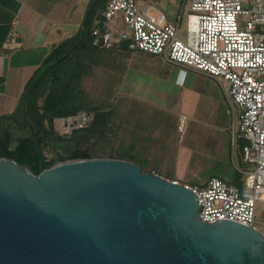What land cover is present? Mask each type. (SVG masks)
Segmentation results:
<instances>
[{
	"label": "water",
	"instance_id": "1",
	"mask_svg": "<svg viewBox=\"0 0 264 264\" xmlns=\"http://www.w3.org/2000/svg\"><path fill=\"white\" fill-rule=\"evenodd\" d=\"M40 171L8 156L0 133V264H264V234L199 216L187 185L114 157Z\"/></svg>",
	"mask_w": 264,
	"mask_h": 264
},
{
	"label": "crops",
	"instance_id": "2",
	"mask_svg": "<svg viewBox=\"0 0 264 264\" xmlns=\"http://www.w3.org/2000/svg\"><path fill=\"white\" fill-rule=\"evenodd\" d=\"M150 1L153 0H139L142 5ZM88 3L89 0H0V118L21 106L28 80L50 52L79 33ZM153 3L160 9L159 0ZM11 34L16 36V43H9ZM118 51L122 52L119 57L128 63L129 78L135 81L144 72L145 84L150 86L143 87L142 91L147 92L142 94L143 100H138L140 94L135 90L133 94L137 96L119 95L116 106L123 104L124 97L133 101L128 105L149 102L152 108L142 117H147L150 127L141 132L137 121L115 112L112 105L93 128L101 140L107 141L96 153L136 162L146 171L176 181L189 179L190 170L197 174L195 181L200 182L198 177H202L198 184L212 175L231 181L241 175L239 167L245 165L237 147L239 139L232 134L233 120L223 86L201 72L178 70L157 55L138 50ZM178 92L180 98L176 97ZM115 117L121 122H115ZM181 121L183 133L178 136L176 124ZM115 123L119 132L113 143ZM57 127L54 124V129ZM211 147L224 149L219 154L222 156H215L205 170L198 171L192 165L194 151L201 150L205 156ZM256 224L259 229L264 227V201L256 206Z\"/></svg>",
	"mask_w": 264,
	"mask_h": 264
},
{
	"label": "built area",
	"instance_id": "3",
	"mask_svg": "<svg viewBox=\"0 0 264 264\" xmlns=\"http://www.w3.org/2000/svg\"><path fill=\"white\" fill-rule=\"evenodd\" d=\"M183 16L185 38L179 35ZM90 36L92 48L157 55L178 70L201 72L223 86L232 134L243 140L240 182L212 175L202 184L185 185L197 194L203 221L234 220L264 234L256 224V206L264 201V0H183L174 22L153 1L104 0ZM16 41L11 34L9 43ZM94 116L83 109L54 118V124L59 123V134L69 136L88 127Z\"/></svg>",
	"mask_w": 264,
	"mask_h": 264
},
{
	"label": "rangeland",
	"instance_id": "4",
	"mask_svg": "<svg viewBox=\"0 0 264 264\" xmlns=\"http://www.w3.org/2000/svg\"><path fill=\"white\" fill-rule=\"evenodd\" d=\"M188 1L189 0H186V3H188ZM182 3L183 0H159L160 9L165 13L167 18L173 22L175 21V15ZM179 35L185 38V16H183ZM120 54H122V52L116 49L99 51L90 47L74 51L71 54V59L68 64L60 71L59 80L56 84L60 86V88L64 84H67L68 88L66 91L70 93V101L68 104L80 102L86 110L96 108L104 111L108 107L114 105L115 112L119 111L120 114L125 113V118L132 120V122L137 121V124L140 126V131L146 132L150 125L147 123V117H142V115L152 108L149 102L135 101V103L128 105V102L133 101H129V97H124L123 104L120 107H118L119 105L116 106V100L119 99L118 96L121 94L128 93L132 96L140 94L138 100H143L142 98L144 96L142 97V94L147 93L146 91H142L143 87L147 85L145 84L147 81L146 74L142 72V75L136 78V82L133 80V77L129 78L126 74L128 63L123 60L122 57H119ZM72 71L77 73L75 75H70ZM133 82H135V85L132 84ZM148 86L150 85H147V87ZM153 86L155 87V85ZM123 89H126V91L123 92ZM135 90L138 94H133ZM176 97L180 98L181 92H178ZM41 102L42 98H39L38 103L41 104ZM114 120L118 123L121 122L117 117H115ZM55 123L56 126H58L59 123ZM178 124H176V131L178 136H181L183 132L178 131ZM114 126L111 140L113 143H116L119 127L117 123H115ZM58 132L59 126L54 129V133L57 134ZM104 143H107V141L101 140L99 135L95 133V130L92 129L88 133L86 132L82 135L78 144L68 143L67 141L48 142L44 145V153L46 159H53L55 163L62 160L75 159V156H78L76 158H83V155H88V157H109L96 153V150H99V147ZM14 144L15 139L13 138L10 145L11 148H13ZM223 150L224 149H219L218 147H211L207 150L205 156H203L204 154L201 153V150H199L200 152L195 150L192 161L193 167L198 171L205 170L212 163L215 156H222H219V154H221ZM193 173L194 170H190L187 175L189 179L180 180L178 182L191 185L201 183L203 181L202 177H198L201 181L197 182L194 180L197 174L194 175Z\"/></svg>",
	"mask_w": 264,
	"mask_h": 264
},
{
	"label": "trees",
	"instance_id": "5",
	"mask_svg": "<svg viewBox=\"0 0 264 264\" xmlns=\"http://www.w3.org/2000/svg\"><path fill=\"white\" fill-rule=\"evenodd\" d=\"M103 4L104 0H89L79 33L62 41L50 52L28 80L21 106L12 114L0 118V133L4 142L10 146L13 138L15 139L13 148L8 150V156L27 166L33 173L40 171V160L30 137L29 124L34 126L37 140L44 152V145L50 141L78 144L82 135L98 125L105 114L104 110L94 108L92 109L95 115L94 120L88 127L75 129L69 136L54 133V118L75 114L85 109L80 102L68 104L70 93L66 91L67 84L60 88L56 83L59 80L60 71L70 61L72 52L92 48L89 45L90 27L95 14L103 7ZM76 73L72 71L70 75ZM39 98H42L41 104L38 103ZM242 144L243 141L239 139L237 147L241 155ZM85 157L88 155H83V158ZM54 163L55 160L46 159L45 166L49 167ZM240 178L241 175L237 174L232 181L239 183Z\"/></svg>",
	"mask_w": 264,
	"mask_h": 264
},
{
	"label": "bare ground",
	"instance_id": "6",
	"mask_svg": "<svg viewBox=\"0 0 264 264\" xmlns=\"http://www.w3.org/2000/svg\"><path fill=\"white\" fill-rule=\"evenodd\" d=\"M190 30H191V37H193V22H191V25H190Z\"/></svg>",
	"mask_w": 264,
	"mask_h": 264
}]
</instances>
